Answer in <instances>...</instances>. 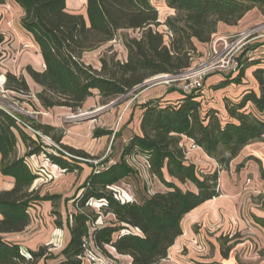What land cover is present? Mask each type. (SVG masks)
<instances>
[{"label":"trees","instance_id":"obj_1","mask_svg":"<svg viewBox=\"0 0 264 264\" xmlns=\"http://www.w3.org/2000/svg\"><path fill=\"white\" fill-rule=\"evenodd\" d=\"M13 1L22 9L20 25L32 36L44 63L42 71L25 67L40 87L35 93L39 105L72 111L83 108L94 91L104 104L153 76L179 73L198 53V45L209 44L219 24L234 26L254 7L264 15V0H162L173 12L163 20L154 4L160 0H86V23L81 14L66 9L65 0ZM125 29L137 31L138 35H121L126 50L124 60L114 56L100 58L99 68L82 60L84 53L118 39L119 32ZM4 40L0 32V44ZM246 50L237 56L233 81L239 82L244 69L258 62L246 56ZM252 74L258 83L257 91L248 89L237 101L226 100L225 118L216 109L204 108L201 88L179 90L181 96L175 101L156 98L141 103L138 132L123 141L116 159H107L99 169L91 171L73 201V211L65 217L70 239L60 251L61 264H82L90 248L114 264L117 259L107 247L128 257L124 264H158L166 259L168 250L182 234L183 217L219 195V171L229 169L246 145L263 140L264 68L257 67ZM4 77L5 89L30 94L22 74L7 71ZM19 116L51 137L62 150L58 156L47 152L11 114L0 108V173L14 179L11 188L0 190V264H36L47 255L44 246L23 253L18 243L1 236L23 231L31 222V208L42 201L55 206L60 198L58 194H40L32 186L38 175L30 168L29 158L43 153L69 172L79 168L77 157L89 158L83 151L61 143L62 134L55 133L57 127L35 122L29 115ZM106 134L93 132L94 136ZM184 139L214 160L216 167L200 170L189 162ZM135 160L143 161L147 174L163 188L139 192L138 199H121L114 185L139 176L131 163ZM241 166L238 163L235 169ZM187 184L190 187L182 186ZM259 198L264 208V195ZM92 201L97 203V210ZM52 214L55 225L61 227L60 211ZM107 214L113 219L98 224V217ZM256 222L264 228V218L256 217ZM229 248L222 241L223 258L228 257ZM261 253L264 255V248Z\"/></svg>","mask_w":264,"mask_h":264},{"label":"rangeland","instance_id":"obj_2","mask_svg":"<svg viewBox=\"0 0 264 264\" xmlns=\"http://www.w3.org/2000/svg\"><path fill=\"white\" fill-rule=\"evenodd\" d=\"M154 4L158 9L160 20H163L167 15H172L173 12L164 5L162 0L154 1ZM162 28V26L159 27V29ZM226 29L221 27L218 35H229L236 32L230 33ZM122 34L137 36L138 32L131 29L120 31L118 39L84 53L83 61L94 68H99L100 58L114 56L119 60H124L126 50L122 43ZM253 42V40L250 41L247 46ZM207 48L208 45L205 47L198 45L200 54ZM22 50L32 52L34 47L31 44L23 43L13 48L8 44L1 50L4 52V59L0 60V76H3V80L0 82V105L18 115L27 116L28 113H32V119L35 122L45 121L54 125L59 129L55 133L62 134L61 143L89 155V158L85 159L77 157L80 159L77 160L80 166L73 172L63 171L43 153L32 155L28 161L30 168L38 175L32 186L38 188L40 194H58L60 198L56 201L55 206H49V202L41 203L38 204V208L30 210V226L25 233L15 235L14 238L22 243L35 245V247L41 244L47 251L58 253L66 244V230L64 226L56 227L52 211H61L62 218L73 211V201L81 193V185L91 171L99 169L101 163L107 159L108 161L116 159L123 141L130 134L138 132L140 104L149 98L162 94L170 96L175 91H179L180 81L177 77L174 78L175 81L169 82H167V78H164L165 76L151 77L147 79L146 85L135 88L104 104L101 103L97 92L94 91L92 96L86 99L83 108L72 111L56 106L39 111L38 109L41 108L38 106L39 102L35 93L40 89H29L30 94L28 95L4 88V73L9 71L8 68H14L16 75H19L16 68L20 65L19 59ZM261 50L264 51V48ZM252 51L251 55L254 57L264 56L261 51ZM211 74H207L205 78ZM207 97L212 105L219 106L217 105L218 100H216L219 99V96ZM112 102L113 104H110ZM94 131H106L107 134L94 136ZM115 133L117 136L114 138ZM49 138L54 143L53 145L41 141L39 143L50 154L60 155L59 144L51 137ZM185 147L188 161L194 163L198 169L213 170L216 167L214 160L195 145L187 142ZM248 155H251V159L247 158ZM131 163L138 169L139 176L128 177L117 182L114 189L118 197L138 199L139 192L163 188L158 181L151 179L147 174L143 161L135 160ZM238 163H242L240 170L235 169ZM263 175L264 138L263 141L244 147L238 158L231 162L228 171L223 169L219 171V195L198 205L183 217L182 234L168 250L167 258L158 264H199L211 259H221L218 252L219 239L221 242L226 239L223 241L224 244L227 242V244L234 245V248L229 249L228 252L230 259L224 260L226 263L264 264V255L261 253L264 247V230L256 223V217L264 216V210L258 205L261 200L259 196L264 195ZM182 186L190 187L188 184ZM92 206L97 210V203L92 201ZM112 219L111 214L101 215L98 217L97 223L102 224L103 221ZM23 247L25 246L23 245ZM107 249L117 259L114 264H124L129 260L126 256L116 254L110 247ZM104 262L111 263L106 258H104ZM82 264L89 263L83 261Z\"/></svg>","mask_w":264,"mask_h":264},{"label":"crops","instance_id":"obj_3","mask_svg":"<svg viewBox=\"0 0 264 264\" xmlns=\"http://www.w3.org/2000/svg\"><path fill=\"white\" fill-rule=\"evenodd\" d=\"M65 6L69 12L82 14L84 19L86 20V23H88V20L86 18L87 17L86 0H65ZM22 15H23L22 9L13 0H0V25H2L0 28V32L3 34V36L5 38L4 42L2 44H0V50H2L8 44H10L13 48L16 45L23 44V43L31 44L34 47V51H32V52L28 51V50H22L21 51V57L19 59L20 65L16 69H17V73H19V74L22 73V75L24 76L25 81L28 84L29 89L36 88L39 90L40 89L39 85H37L32 80V78L28 75L25 67L30 66L31 68H33L36 71H42L44 68V63H43L41 55L39 53V49L32 39V36L28 32H26L24 30V28H22V26L20 25L19 21H20V18ZM6 21H10V26H8L6 24ZM261 22H264V15L258 10V8L254 7L252 9H250L248 12H246L244 14V16L234 26H228V25H225L222 23L219 24L217 34L220 33L219 29L221 27L227 28L226 31L231 33V32H235V31L247 29V28H249L253 25H256L258 23H261ZM253 41L254 42L251 45L249 44L246 47V49L251 50V51L252 50L261 51L264 54V51L261 50V48H264V33H262L259 37L255 38ZM250 48H252V49H250ZM3 54H4V52H2V55ZM83 57H84V55H83ZM83 57H82V60H83ZM254 58L258 59L257 60L258 62L256 64H251L244 69L243 75L240 77L239 82L232 80L233 77L237 74V72H232V73L215 72V73H212L210 76L206 77L204 80V85L201 88V96H200L202 98V105L204 106V108L216 109L219 111L220 115L225 118L226 110H225L224 103L226 100L237 101L244 94V92L248 89H253V90L257 91L258 83H257L256 79L254 78L252 71L257 67L264 68V56L254 57ZM3 59H4V55H3ZM11 60H9V61H11ZM9 66H11V63H9ZM8 69L10 72L16 74L15 73L16 71H14V68L13 69L8 68ZM3 70H5V69H3ZM222 82H224V84L220 85V83H222ZM180 96H181L180 92L175 91L170 96H165V94H162L160 96L152 97L149 99L162 98L164 100L166 99V100L175 101ZM207 96H219V99H216V100H218L217 105H219V106L212 105L211 102L208 101ZM149 99H147V100H149ZM143 102H145V101H143ZM38 106L41 108V109H38L39 111L45 110L39 104H38ZM48 109H50V108H48ZM139 110H140V114H141V109L139 108ZM139 117H140V115H139ZM38 122L55 127L54 125L47 123L45 121H38ZM138 122H139V119H138ZM263 138H264V136H263ZM184 140H185V143H187V142L191 143L190 140H187V139H184ZM261 141H263V140H261ZM256 142H260V141H256ZM253 143H255V142H253ZM250 144H252V143H250ZM239 154H238V156H239ZM238 156H236L235 159L232 160V162H234L238 158ZM247 158L251 159V155H248ZM240 169H241V167H240ZM224 171H228V169L224 170ZM13 181H14V179L11 176H3L0 173V190L11 188L13 185ZM209 200H211V199H209ZM209 200H207V201H209ZM48 202L50 203L49 206H51L50 201H42L41 203H48ZM258 205L261 209L264 210V208L261 207L260 203ZM34 208H38V205H35V207L31 208V211H33ZM60 213H61V211H60ZM65 217L62 218V216H61V220H62V226L61 227H63V226L65 227L66 244H67V242L70 239V233H69V230L65 224ZM258 218H264V216L263 217L258 216ZM257 224H259V223H257ZM29 226H30V224L21 232H18V233H2L1 236L7 241L18 243L20 245V249L23 253H26L27 250H36L38 247H40L42 245L40 244L37 247H35V245L32 246V245H29V243L25 244V243L20 242L18 239L14 238L15 235H21L22 233H25ZM61 227H57V228H61ZM262 229L264 230L263 227H262ZM223 241H226V239ZM221 244H222V242L219 239L218 240V252H219V254H220ZM225 244L228 247L230 246L229 249L234 248V245L227 244V242H225ZM23 245L25 247H23ZM60 251L58 253H52L50 251H47L46 257L40 258L36 262V264H61L63 257L60 254ZM220 257H221V259H211V260H208L205 262L216 261V262H220L222 264H228L224 260L230 259L229 254H228L227 258H223L221 256V254H220ZM263 258H264V256H263Z\"/></svg>","mask_w":264,"mask_h":264},{"label":"built area","instance_id":"obj_4","mask_svg":"<svg viewBox=\"0 0 264 264\" xmlns=\"http://www.w3.org/2000/svg\"><path fill=\"white\" fill-rule=\"evenodd\" d=\"M6 24L10 26V21H6ZM263 31L264 23H259L247 29L236 31L235 33L229 35L214 34L212 35L211 41L208 44L207 50L202 52L201 54L198 51V53L192 57L188 67L184 68L176 74H159L153 76L152 78L165 76L164 78H167V82H169L175 81L174 78L177 77L180 81L179 89L183 92H189L195 89L202 88L204 78L209 73L236 72L238 68V54L244 49H246L247 43H250V41L254 40L255 38L259 37L262 33H264ZM251 52V50L247 49L246 56L254 58V56L251 55ZM146 82L147 80H145L141 85L137 86L136 88L146 85ZM0 108L4 109L6 112L11 114L17 124L32 138L46 144L48 143L49 145L54 144L50 141V138L47 135H44L39 130L35 129L32 125H30L28 122L22 120L18 114L2 107L1 105ZM28 114L32 116V113ZM65 154L68 153L65 152ZM82 261H85L89 264H106L104 262V257L101 256L99 252L94 248H90L86 251L84 257L82 258Z\"/></svg>","mask_w":264,"mask_h":264},{"label":"bare ground","instance_id":"obj_5","mask_svg":"<svg viewBox=\"0 0 264 264\" xmlns=\"http://www.w3.org/2000/svg\"><path fill=\"white\" fill-rule=\"evenodd\" d=\"M3 80V76H0V82Z\"/></svg>","mask_w":264,"mask_h":264},{"label":"water","instance_id":"obj_6","mask_svg":"<svg viewBox=\"0 0 264 264\" xmlns=\"http://www.w3.org/2000/svg\"><path fill=\"white\" fill-rule=\"evenodd\" d=\"M110 104H113V102H112V103H110Z\"/></svg>","mask_w":264,"mask_h":264}]
</instances>
